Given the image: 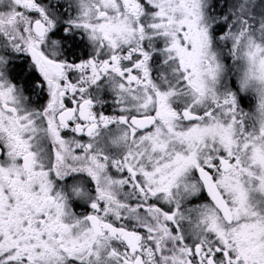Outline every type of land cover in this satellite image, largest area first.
<instances>
[{"label": "snow or ice", "instance_id": "1", "mask_svg": "<svg viewBox=\"0 0 264 264\" xmlns=\"http://www.w3.org/2000/svg\"><path fill=\"white\" fill-rule=\"evenodd\" d=\"M0 264H264V0H0Z\"/></svg>", "mask_w": 264, "mask_h": 264}]
</instances>
